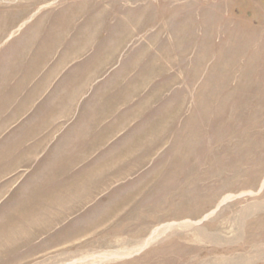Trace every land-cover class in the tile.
Returning a JSON list of instances; mask_svg holds the SVG:
<instances>
[{
	"label": "rangeland",
	"instance_id": "obj_1",
	"mask_svg": "<svg viewBox=\"0 0 264 264\" xmlns=\"http://www.w3.org/2000/svg\"><path fill=\"white\" fill-rule=\"evenodd\" d=\"M41 263L264 264V0H0V264Z\"/></svg>",
	"mask_w": 264,
	"mask_h": 264
},
{
	"label": "bare ground",
	"instance_id": "obj_2",
	"mask_svg": "<svg viewBox=\"0 0 264 264\" xmlns=\"http://www.w3.org/2000/svg\"><path fill=\"white\" fill-rule=\"evenodd\" d=\"M154 235L152 234V235H150L146 240H145V242L144 243H142L140 246H138V248H142V247H144L146 244H148L153 238ZM114 254H109V257L110 256H113ZM117 255V254H116ZM125 255V254H124ZM127 255V254H126ZM98 258H100V259H103V258H106L107 256H106V254H101V255H99V256H97ZM96 257V258H97ZM42 264V263H41Z\"/></svg>",
	"mask_w": 264,
	"mask_h": 264
}]
</instances>
